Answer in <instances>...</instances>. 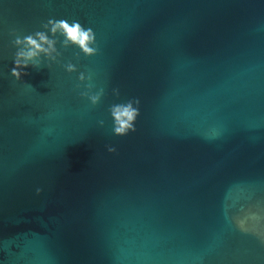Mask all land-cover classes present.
I'll list each match as a JSON object with an SVG mask.
<instances>
[{"label":"water","instance_id":"95a60500","mask_svg":"<svg viewBox=\"0 0 264 264\" xmlns=\"http://www.w3.org/2000/svg\"><path fill=\"white\" fill-rule=\"evenodd\" d=\"M0 264H264V0H0Z\"/></svg>","mask_w":264,"mask_h":264},{"label":"clouds","instance_id":"9594fccd","mask_svg":"<svg viewBox=\"0 0 264 264\" xmlns=\"http://www.w3.org/2000/svg\"><path fill=\"white\" fill-rule=\"evenodd\" d=\"M50 23H52L51 30L54 34L56 32L63 33L69 41L80 46L85 53L91 54L89 44L93 41V34L90 30L85 31L78 23L71 26L64 21ZM17 43H23L25 45V50L18 54V56L25 61L33 60L38 56L39 53H48L49 49H52L53 47L52 42L49 41L43 34H37L36 38L27 37L23 42L18 40ZM45 45H47V47H44ZM17 64L19 66V61ZM24 66L27 67V64ZM13 74L19 77V73H17L15 70ZM137 115V110L131 105L117 109V134L125 135L128 131L134 130L133 125Z\"/></svg>","mask_w":264,"mask_h":264}]
</instances>
